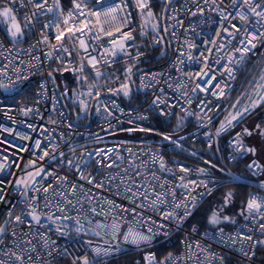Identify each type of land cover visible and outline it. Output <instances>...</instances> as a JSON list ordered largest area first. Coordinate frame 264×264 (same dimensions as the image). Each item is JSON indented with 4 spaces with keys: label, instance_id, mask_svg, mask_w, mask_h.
<instances>
[{
    "label": "built area",
    "instance_id": "1",
    "mask_svg": "<svg viewBox=\"0 0 264 264\" xmlns=\"http://www.w3.org/2000/svg\"><path fill=\"white\" fill-rule=\"evenodd\" d=\"M23 2L25 6L21 7L20 0H12L11 3L9 0H0V3L15 9L13 14L21 25L26 16L37 11L28 5V0ZM58 2L59 8L56 6L57 0H47L45 9L51 7L53 11L42 10L38 17H32L33 23L23 28V38L18 43L14 44L5 32L4 28L8 24L0 25V165H3L0 168V197H3L0 200V226L6 228L4 243L0 248L12 246L13 229L20 241L33 239L21 235L29 230L28 225H17L15 216L20 215L21 211L27 213L29 197L35 196L38 213L47 215L51 211L55 216L66 214L72 219L57 220L55 223L42 220L45 227L34 226L33 231L37 233L33 239L36 252L31 253L33 261L29 264H74V261L75 264H81L85 256L89 264H119L118 258L128 251H137L139 255L122 264H222L226 256L236 258L241 264H257L254 258L261 245L253 248L251 244L252 241L263 240L264 233L260 230V224L264 223V218L256 212L250 214L247 203L253 197L258 203L264 202V169L261 164L251 160L245 166L247 174L252 178L249 183L253 187L245 203L246 219L230 228L201 229L196 223L187 224V220L202 200L221 186L224 179L216 177L198 162L169 160L160 147L129 140L124 135L131 136L130 130H118L123 125L138 128L149 125L154 118L168 120L174 116H183L193 123V130L187 135L189 142H201L206 149L219 146L229 165L248 158L251 153L248 141L250 135L245 133V129L251 132L250 123L256 119L264 125V102L251 109L238 122L234 121L233 126L226 125V130L219 135L217 132L229 113L236 110L232 105L237 100H241L238 108L242 110L243 105L249 103L246 93L256 98L252 82L258 80L264 70V42L258 43L255 49L246 53L240 65L228 64L229 56L237 59L240 57V53L234 49L243 47L240 42L246 35L244 32H236L230 25L241 29L246 27L236 15L237 12H243L249 17L247 27L250 31L255 32L256 28L264 31V21L257 24L258 17L243 5V0H237L239 7H233L231 0H173L166 5L161 22L169 39V45L164 46L162 36L152 33L144 22L142 14L147 7L141 10L137 0H85L84 3L75 0L81 3L84 16L79 14L80 9L74 7L73 0ZM145 2L148 6V0ZM253 3L259 6L258 11L264 10V0H253ZM113 7L116 9L114 13L103 15ZM69 11L77 18L75 27L63 24ZM90 12L101 13L99 21L89 15ZM221 12L227 19L222 18ZM113 15L115 20L111 18ZM129 18L130 22L121 28V32H132V40L126 42L127 54L118 52L113 57L105 52V49L112 47L110 38L104 33H97V29L102 26L106 30L115 31L114 25ZM85 19L90 21L87 27L92 29L91 32L80 22ZM50 21H57L59 27L45 28L44 25ZM225 29L233 35H228ZM142 31L144 35H141ZM61 33V40H56L55 37ZM97 34L99 40L95 39ZM115 35L119 36L120 33ZM45 36L49 37L47 42H44ZM77 37L85 41L87 52L81 48ZM220 44L225 45L222 51L218 50ZM48 53H51L50 57ZM138 53L142 55L136 59ZM92 56L99 61L96 67L101 76L117 66L139 61V64L133 66L142 69L133 76L134 86L139 92L134 93L133 97H125L110 93L109 86L102 85L87 95L79 81L82 76L97 77L88 64ZM101 56L103 60H100ZM218 57L219 63L216 62ZM225 65L233 68L234 79L225 71ZM81 68L83 71H80ZM67 72L75 74V86L68 94L58 91L54 79V75ZM204 72L208 73L207 76L203 75ZM213 76L215 79L211 80V84L206 83ZM32 81L34 88L31 94L21 96L24 87ZM197 85L207 91H200ZM221 88L225 95L218 99ZM6 90L12 93L5 95ZM19 90L16 96L11 97ZM63 96L76 106L81 107L83 102V110L74 109L71 116ZM134 101V104L128 103ZM87 121L88 124L82 126ZM98 152L101 154L97 155ZM70 159L71 167L68 163ZM97 160L103 161V164L114 161L115 164L107 168L103 164L98 165ZM161 161L170 171L160 169ZM41 168L44 171L40 176L31 180L29 174ZM181 168L186 171H180ZM200 169L204 170L203 173ZM81 170L85 177L91 175L92 184L80 178ZM125 170L131 177L129 182L134 180L143 185L139 189L133 188L134 191L144 193L148 190V200L143 195L133 197L131 192L125 191L120 179L125 175ZM153 174L159 180H155ZM60 177L65 179L60 181ZM106 177L116 178L113 180ZM17 180L28 182L26 195L23 194V185L17 188ZM101 181H104L103 187L93 186ZM72 184L77 186L76 193L68 195L73 203H66L60 197L53 199L51 193L54 189L60 190L61 185H64L66 194L71 193ZM43 186L49 187L48 194L35 191ZM161 194L163 202L157 201L150 206V201ZM46 195L48 201H51V208L45 207ZM89 196L93 198L91 203L87 202ZM192 197L196 198L195 207H192ZM57 201L65 208V213L56 211ZM105 201L119 207L113 208L112 204ZM140 204L144 206L137 207ZM186 205L191 209V214L187 216ZM93 208L100 214H94L91 211ZM166 212L183 219L163 218ZM114 217L119 227L113 237L111 225ZM25 218L30 220V217ZM77 219L84 231H75L78 227ZM6 220L11 222L5 224ZM97 223L105 227L97 229ZM57 227L68 235L58 233ZM149 227L155 230L156 235L148 231ZM130 228L152 236L151 242H141L138 247L126 243L124 236ZM97 231L100 232L99 236L95 235ZM41 233L50 242L49 247L53 249L51 255L49 248L44 247L39 239ZM173 235H177L178 250L162 258H158L153 250H148ZM240 236H251L252 241L241 240ZM229 237H234L235 243ZM53 241L54 244L51 243ZM241 247L249 254L254 253L251 259L239 250ZM96 248L101 249L100 255L93 251ZM105 250L109 255L103 254ZM169 255L171 260L166 259ZM37 256L42 258L37 260ZM214 257H223V260ZM0 259L8 258L0 255Z\"/></svg>",
    "mask_w": 264,
    "mask_h": 264
},
{
    "label": "snow or ice",
    "instance_id": "2",
    "mask_svg": "<svg viewBox=\"0 0 264 264\" xmlns=\"http://www.w3.org/2000/svg\"><path fill=\"white\" fill-rule=\"evenodd\" d=\"M12 0H9V3H11ZM85 0H81V3H84ZM173 0H168V3H172ZM47 3V0H42V2H37V0H28V5H30L31 7H33L34 9H36L37 11L33 12L31 14V16H26L23 25H21V23L18 22L17 16L14 15V8L11 7H4L2 10H0V17H3V21L5 23L8 24V33L12 38L13 43H18L22 38H23V28H27L29 24L33 23L32 17H38V15L41 13L42 10H46L47 12H52L53 9L51 7H48L47 9H45V4ZM81 3H76L75 0H73V4L74 7L76 9H80V15L84 16L85 12L84 10L81 8ZM20 4L21 7H24V2L23 0H20ZM231 4L233 7H239L240 5L237 3V0H231ZM243 5L246 6L250 12L258 17L257 20V24H260L262 21H264V10H260L258 11L257 8L259 7L258 5L253 3V0H243ZM57 8H59V2L57 0ZM137 6L143 10L147 7V3L145 2V0H137ZM116 11V9L113 7L112 9L109 10V12L104 13L103 15L105 16H109L112 13H114ZM195 14V13H193ZM89 15L95 16L97 18V21H99V17L101 16V13L98 12H90ZM148 17L151 18L153 17V13L151 11H149L147 13ZM237 16H239L240 20L246 25V27H244L243 29L241 28H237L235 25H230V27L234 28L236 32H244L245 35V39L241 40V45H243V47H238L235 48L234 51L237 53H240V57L234 58L233 56H229L228 57V64H236V65H240L245 57V54L250 52L252 49H255L257 47V44L260 42H264V31H261L260 28H256L255 32L250 31L249 28L247 27V25L249 24V17L243 13V12H237L236 13ZM221 16L223 19H227V16L224 15L223 12H221ZM111 18L113 20H115V16H111ZM81 23L85 24V28L87 29L88 32H91L92 29L88 28L87 25L90 23L89 20L85 19L84 21H80ZM130 22V18L126 19L124 21H122L120 24H116L114 25V29L115 31L111 30V29H104L102 26L100 28L97 29V33H104L106 36H108L110 38L109 43L112 45L111 48L109 49H105V52H107L108 54H110L111 56L115 57L117 55L118 52H123L124 54H127V49L128 46L126 44L127 41L132 40V32L128 31V32H121V28L124 25H127ZM147 23V21L145 22ZM63 24L68 27V26H72L75 27L77 24V18L75 17V14L72 11H69L67 14V18L64 19ZM52 26H56L57 28L59 27V24L57 21H50L49 24L44 25L45 28H49ZM143 27V25H142ZM153 30H155V25H153ZM83 31V30H81ZM165 31H167V29H165ZM225 32H227L228 35H233L231 32H228L227 29H225ZM115 33H120L119 36H116ZM61 34H58L55 39L56 40H61ZM141 35H144V32H141ZM217 35L219 36L220 33H217ZM79 39V43L81 48L84 49L85 52H87V45L85 43V41L80 38L77 37ZM235 38V37H233ZM49 39L48 36L44 37V42H47ZM95 39L99 40L100 36L97 34ZM213 44L216 43V41H212ZM229 43H231V41H229ZM190 47H192L190 45ZM225 45L224 44H220L219 49L220 51H222L224 49ZM59 50V49H57ZM65 51H67V49H64ZM93 51H95V49H93ZM142 55L141 53L137 54L136 59H139V56ZM181 55H183V53H181ZM48 56H51V53H48ZM192 57H190L191 59ZM39 59V58H37ZM219 57L217 58L216 62L219 63ZM100 60H103V56L100 57ZM114 62V61H113ZM97 63H99L97 57H90L88 59V64L92 66L93 70L96 73L97 78H99L101 76V72L98 70ZM205 67H207V64L205 65ZM225 71L228 73L230 78H235L234 76V70L232 67L225 65ZM80 71H83V68L80 69ZM132 69L128 68L126 69V73H131ZM207 72H204V76H207ZM154 78V77H153ZM143 79V78H142ZM215 79V76H213L210 80L206 81V83L211 84V80ZM252 86H253V92L255 94L256 98H253V95L251 94H245L246 98L248 100V104L247 105H243L242 110H240L238 108V105H241V100H237L236 104L232 105L233 109H236L233 112H230L228 117L225 118V122L221 124L220 129L217 132V135H219V133L221 131L226 130V125L227 126H233V122L237 121L239 119H241L246 113H248L251 109H254L255 107H257L261 102H264V70H262L259 79L256 80L254 79L252 82ZM43 87V85H42ZM197 87L200 88V91H207L206 88L201 87L200 85H197ZM217 88H219V85H216ZM122 90H123V94L125 97L129 96V87L128 84L125 83L122 85ZM119 91V90H117ZM91 91H89L88 95H91ZM213 95H216V93H213ZM225 95L224 90L221 88L220 92H219V96L217 97L218 99L223 97ZM155 103V101L153 102ZM81 109L83 110V102H81ZM107 111V109H105ZM109 116L112 115L111 112L108 113ZM137 131H144L145 129L140 128V129H136ZM245 133L248 135H251V132H249L248 129H245ZM262 135H264V132L261 133ZM165 140H170L171 138L169 136H164ZM173 143H176L175 141H172ZM37 146H39V141H37ZM177 146L179 147V144H177ZM250 151L253 152V154L255 153V149H249ZM111 151V150H109ZM101 153H97V155H100ZM45 156L48 155L47 152L44 153ZM63 155V154H61ZM43 157H41L42 159ZM153 160L155 161V156L153 157ZM69 166H72V160L70 159L68 161ZM81 163H86V162H81ZM96 163L98 165L103 164V161L97 160ZM115 164V162L113 161L112 163H107V164H103L104 167L107 168H111L113 167ZM253 165H249V167H252ZM3 165H0V168H2ZM256 167H259V165H256ZM77 168L79 170V165H77ZM160 169L162 171H170L169 169L165 168V164L163 163V161L160 162ZM44 170L41 168L39 170H37L34 174L30 173L29 177L31 180H35L36 176H40L41 172H43ZM180 171H186V169L181 168ZM201 173H203V169L199 170ZM51 175V174H49ZM154 175V174H153ZM81 179H85L87 181V183L92 184L93 183V178L91 177V175L89 177H85L83 175V171L81 170ZM116 177H106L105 179H115ZM65 178L60 177L59 180L63 181ZM121 182L124 184L125 186V191L126 192H131L133 197H136L138 195H143L145 200L149 199V192L148 190H146L144 193H139L138 191H134L133 188L135 189H139L141 187H143L142 184L140 183H136L134 180H132L131 182H129V180L131 179V177H129L127 170H125V175L120 177ZM154 179L155 180H159V177H155L154 175ZM181 180H183V177H181ZM104 181H101L100 184H95L93 185L94 187H103ZM16 185L17 188H19L21 185H23L24 187V195L27 194L28 190H29V184L27 181H22V180H17L16 181ZM184 187H186V185H182ZM71 187V193H67L65 192V186L61 185V189L60 190H53L51 195L53 197V199H55L56 197H60L61 200H63L66 203H73V201L68 199V195H74L77 191V186L75 184L70 185ZM161 187H163V185H161ZM81 191H83V189H80ZM36 192H40L43 191L45 194L49 193V187L48 186H43L42 188H37L35 189ZM210 191V190H209ZM85 195H87L85 193ZM163 194L161 195H157L155 199L150 201V206L151 205H155L157 203V201H160L161 203L163 202L162 199ZM231 198V193H229L226 198H225V204H227L228 200ZM3 197H0V200H2ZM46 199V203H45V207L46 208H51V201H48L47 199V195L45 197ZM92 197L89 196L88 197V201L89 203H91L92 201ZM187 199V197H186ZM195 197H192V207H195ZM81 203H83V201H80ZM108 204H112V202L110 201H105ZM143 204L137 205V207H143ZM113 208L119 207L118 205H114L112 204ZM176 207H180V205H176ZM27 208L29 209V211L27 213H25L24 211H21L20 215L15 216V223L17 225H24L27 223L28 225V231L27 232H23L21 235L24 237H32L33 239H35L37 237V233L33 231L34 226H39V227H45L44 224H42V220H47L49 222L55 223L57 220H70L72 219L71 217L65 215H61V216H55L54 213H52L51 211L47 214L44 215L43 213H38L37 211V206H36V197L32 196L29 197V203L27 204ZM55 208L56 211L61 212V213H65V208L61 205V203L59 201L56 202L55 204ZM264 208V202H257L256 198H250L248 203H247V210L248 212L251 214L252 212H256L258 213L261 218H264V211H261V209ZM77 211H79V209H76ZM91 211L94 214L99 215L100 213H96V210L93 208L91 209ZM124 211H131L128 209H125ZM191 214V209L187 207V205L185 206V216L190 215ZM9 216H11V212H9ZM25 217H30V220H26ZM172 217L173 219H178V220H182L183 218L181 217H176L173 215V213L171 212H166L164 213V217L163 218H169ZM229 217L228 216H224L223 220L225 222L229 221ZM10 220H6L5 224L10 223ZM76 223L78 225V227L75 229V231L77 232H81L84 231L83 226L81 225L79 219L76 220ZM209 223L212 225H217L220 223V219L218 218L216 213H213L212 216L209 219ZM65 228H67V225H64ZM105 227V225L97 223L96 224V228L97 229H103ZM119 225L116 222V218L114 217L113 219V224L111 225V229H112V235L113 237L116 234V230L118 229ZM160 227H163V225H160ZM260 230L262 233H264V223L260 224ZM56 231L58 233H60L61 235H68V233L66 231H61L60 227L56 228ZM149 232L153 233V235H156V232L154 229H152L151 227H149L148 229ZM221 232H223V230H221ZM6 233V228L3 226H0V245H3L4 243V236ZM95 235L99 236L100 232L97 231L95 233ZM164 235H167V233H164ZM33 239H24L22 241L19 240L18 238V234L16 232L15 229H13L12 232V246L9 247H4V248H0V255L6 256L8 259L4 260V259H0V264H29V262L33 261V257L31 255V253L36 252V246L33 244ZM39 239L43 242V246L46 248H49V255H51V252L53 251V249H51L49 247V240L48 238L44 235V234H39ZM229 240H231L232 243H235V238L234 237H229ZM241 240H245V241H252V237L251 236H240ZM152 240V236H147L144 235L138 231H134L133 229H129L128 232L125 234L124 236V241L126 243H132L134 245H136L137 247L139 246V244L141 242H151ZM52 244H54L55 242H51ZM257 245H264V240H259V241H252L251 247L255 248ZM111 247V246H109ZM197 247H199V245H197ZM245 256H247L249 259L252 258L253 254H249L247 251L244 250L243 247H241L239 249ZM94 252H96L97 255L101 254V249H93ZM104 255H109V252L107 250L104 251L103 253ZM42 257L37 256V260L41 259ZM215 259H219V260H223V257H214ZM146 259H151V257H146ZM167 260H171V255H169V257L166 258ZM75 264V261H74ZM81 264H89V260L88 258L85 256L83 258V260L81 261ZM161 264H164V262H161Z\"/></svg>",
    "mask_w": 264,
    "mask_h": 264
},
{
    "label": "trees",
    "instance_id": "3",
    "mask_svg": "<svg viewBox=\"0 0 264 264\" xmlns=\"http://www.w3.org/2000/svg\"><path fill=\"white\" fill-rule=\"evenodd\" d=\"M166 3L167 0L166 1L148 0V6L145 11H151L153 13V17H151L150 19L145 18L144 16L145 11L142 14L143 20L144 22L147 21L146 24H148L150 31L152 33H159L162 36L164 46L169 45L168 36L164 31H162L161 28V22H162L161 20L164 14V6ZM153 25H155V30H153ZM137 67H132L131 68L132 71L131 73H129V75L132 74L133 71L137 69ZM73 75L75 74L71 72L54 75L55 83L59 92L61 93L65 92L67 94L71 92V90L75 86V77ZM133 79L135 78L133 77ZM85 82L92 83L90 79L88 80L81 79L80 81L81 87L84 85ZM237 82H239V78L237 79ZM33 88H34V82L32 81L24 87L21 96L24 95L25 93L28 95L31 94ZM129 95L133 97L134 92L131 91ZM63 98L66 102V107L68 108L69 114L71 116H73L74 109L76 111H79L81 109L80 106H76L68 102L65 96H63ZM135 102L136 101L128 102V103L134 104ZM255 121H259L260 123H262L259 119H256ZM78 122H83V121L78 120ZM178 122H179L178 116H174L168 120H161L158 118H154L149 125L141 126L139 128L145 129L142 132H144V137L149 138L147 142L152 145L160 147V149L165 154L167 159L169 160L186 159L191 162H198L201 165H203L206 169H208V171L211 172L216 177L228 181L225 184L222 183L223 185L221 184L222 186H220L215 192L206 196L187 220V224L196 223L200 226L201 229L216 228V227H210L207 224L206 220L209 217V215H212L211 214V212H213L212 208L218 205L219 201L224 196L231 193V198H230L231 200L229 199L228 202H232L231 204L237 207L238 213L239 212L242 213L243 211L248 192L252 190L253 187L248 183H242V182L237 183L229 180H231L230 177H234V178L238 177L241 179H245L248 182L252 181L251 176H249L245 170V166L249 161H251V159L249 158L250 156L235 164L229 165L225 162L224 151L221 150L219 146L206 149L201 144V142H195V143L189 142L187 135L193 130V123L191 122L190 119H185L184 122L183 123L181 122L179 125ZM252 123H250V126ZM175 126H177V129H175ZM131 128H136V126L123 125L118 130V132L128 131ZM166 135H170L169 137L171 139L165 140L163 137ZM251 135H252V131H251ZM172 141H175L176 143H173ZM177 144H179V147L177 146ZM200 208L203 209V212H199ZM237 218H238L237 219L238 222L242 221L240 217ZM230 227H232V225H226L222 228H230ZM174 235L171 236L166 241H160L156 245L151 246L148 250H153L158 258H162L167 254L178 250L177 235L176 236ZM262 249H264V245H261L257 249L256 256L254 258V261L257 264H261L264 262L263 253H261ZM138 255L139 252L137 251H128L126 254L118 258V263L119 264L127 263L129 261H132L133 258H135ZM222 264H241V263L239 260L235 259L234 257L226 256Z\"/></svg>",
    "mask_w": 264,
    "mask_h": 264
},
{
    "label": "rangeland",
    "instance_id": "4",
    "mask_svg": "<svg viewBox=\"0 0 264 264\" xmlns=\"http://www.w3.org/2000/svg\"><path fill=\"white\" fill-rule=\"evenodd\" d=\"M4 7H8V5L5 4V3H0V10H2ZM148 12L149 11H145L144 16H145V18L150 19L148 17V15H147ZM3 24H5V22L3 21V17H0V25H3ZM4 29H5V32L7 33V35H9L8 27L5 26ZM190 52H192V48L191 47H190ZM137 64H139V61H136V62H134V63H132L130 65L129 64H123V65H121L119 67L112 68L111 70H109L107 72V74H104V75L100 76L99 78H97V77L94 78V77H89V76H82V79H84V80L85 79L86 80L90 79L92 81V83L85 82L84 85L82 86V89L88 95L89 91H91V93H92L95 90V88H97V86L107 85V86H109L110 93L124 95L123 94V90H122V85L127 83L128 87H129V94H130V92L132 90H131V86H130L129 81H128L129 73H126V69L132 68L133 66H136ZM80 81H79V83H80ZM117 90H119V91H117ZM11 93H12V91H10V90H6L5 91V95H10ZM178 118H179L178 125L181 122L183 123L184 120L186 119L183 116H180ZM136 129H140V128H138V127L131 128L130 129V131H131L130 133L132 135L131 136L124 135V136L126 138H128L129 140H134V141H138V142H147V140H149V138L144 137V132L137 131ZM175 129H177V126H175ZM251 130H252V135H251V137L249 139V143H250L251 149H255V153L253 154V152L251 151L249 158L252 161H257L259 164L262 165V167L264 169V135L261 134L262 132H264V125H263V123H260L259 121H254L251 124ZM166 136H170V135H166ZM263 177H264V175H263ZM230 179L231 180H229V181H234V182H237V183H241L242 182V183L250 184L247 180L241 179V178H238V177L237 178L230 177ZM226 182H228V181L224 180L223 184H225ZM226 196H224L219 201L218 205H216L214 208H212L213 212H211V214H213L215 211H219L220 210V208L222 207L223 202L225 201ZM236 210H237V207L235 205H229L226 208L225 212L217 214V216L218 215H222V216H218V218L220 219V223L215 225V226L211 224L210 227H224L226 225L233 224L237 220V216H236V212L237 211ZM199 212H203V209L200 208ZM210 216H212V215H210ZM224 216H228L230 218L229 221L225 222L223 220ZM261 253H263V257H264V249L261 250ZM261 264H264V262L261 263Z\"/></svg>",
    "mask_w": 264,
    "mask_h": 264
},
{
    "label": "water",
    "instance_id": "5",
    "mask_svg": "<svg viewBox=\"0 0 264 264\" xmlns=\"http://www.w3.org/2000/svg\"><path fill=\"white\" fill-rule=\"evenodd\" d=\"M167 4H168V0H167V3H166L165 6H164V10H165ZM162 18H163V17H162ZM161 21H163V19H162ZM161 28H162V31H164L163 24L161 25ZM168 49H169V48H168ZM141 70H142V69H136V70H134L133 73L130 74L129 77H128L129 84H130L131 89H132V91H133L134 93H138L139 91H138V90L136 89V87L134 86V83H133V76H134L136 73L140 72ZM19 92H20V90L17 91L16 93H14L11 97L16 96ZM93 102H94V99L91 101V105H92ZM62 104L65 106V103L63 102V100H62ZM91 105H90V107H89V111H90V109H91ZM87 124H88V121H87L84 125H82V126H86ZM240 213H241V212H240ZM245 219H246V217H243V220H245Z\"/></svg>",
    "mask_w": 264,
    "mask_h": 264
},
{
    "label": "crops",
    "instance_id": "6",
    "mask_svg": "<svg viewBox=\"0 0 264 264\" xmlns=\"http://www.w3.org/2000/svg\"><path fill=\"white\" fill-rule=\"evenodd\" d=\"M237 211V210H236ZM245 213H246V206L244 205V208H243V211H242V213L240 214V212L238 213V212H236V216L237 217H240L242 220H243V217L245 216ZM210 215H209V217L207 218V220H206V222H207V224L210 226L211 224L209 223V219H210ZM238 219V218H237ZM236 223H238V220H236L233 224H231L232 226L233 225H235ZM217 228V227H216ZM212 229V228H211Z\"/></svg>",
    "mask_w": 264,
    "mask_h": 264
},
{
    "label": "flooded vegetation",
    "instance_id": "7",
    "mask_svg": "<svg viewBox=\"0 0 264 264\" xmlns=\"http://www.w3.org/2000/svg\"><path fill=\"white\" fill-rule=\"evenodd\" d=\"M232 202H227V204H225V201L223 202V204H222V207L220 208V210L219 211H215L214 213H216V214H220V213H223V212H225V210H226V208L229 206V205H232L231 204ZM218 216H222V215H218Z\"/></svg>",
    "mask_w": 264,
    "mask_h": 264
},
{
    "label": "bare ground",
    "instance_id": "8",
    "mask_svg": "<svg viewBox=\"0 0 264 264\" xmlns=\"http://www.w3.org/2000/svg\"><path fill=\"white\" fill-rule=\"evenodd\" d=\"M236 259V258H235Z\"/></svg>",
    "mask_w": 264,
    "mask_h": 264
}]
</instances>
